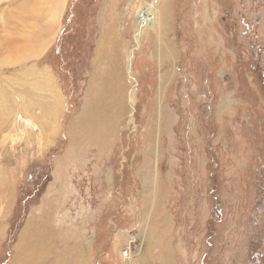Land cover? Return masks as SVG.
<instances>
[{
	"label": "rangeland",
	"instance_id": "obj_1",
	"mask_svg": "<svg viewBox=\"0 0 264 264\" xmlns=\"http://www.w3.org/2000/svg\"><path fill=\"white\" fill-rule=\"evenodd\" d=\"M34 1L0 0V264H264V0Z\"/></svg>",
	"mask_w": 264,
	"mask_h": 264
},
{
	"label": "bare ground",
	"instance_id": "obj_2",
	"mask_svg": "<svg viewBox=\"0 0 264 264\" xmlns=\"http://www.w3.org/2000/svg\"><path fill=\"white\" fill-rule=\"evenodd\" d=\"M34 1V0H33ZM40 2L42 1H46V0H39ZM52 1H54V0H52ZM35 2V1H34ZM41 2V3H42ZM48 2H50V4H52V2L51 1H47V3ZM47 3L45 4L46 6H47ZM65 3H66V1L65 0H55V2H54V4L52 5V6H49L48 5V7H49V14H48V17H49V21H48V23H49V26H50V20L53 22V24H56V23H58V25H59V22L60 21H58V19H60L59 18V16H60V14H61V12H62V10H64L65 9V7H64V5H65ZM33 4V3H32ZM37 4H38V2H37ZM32 6V5H31ZM35 6V5H34ZM40 7H31L28 11H29V13H30V17L28 18V23L27 24H29V26H30V28L28 29V30H26L25 31V33H24V35L23 36H21L22 38H24L26 41H28V42H30L31 44V48L30 49H25V50H18V51H14V52H12V53H10V54H8L7 55V57L5 58V60H3V61H10V62H12V61H17V60H19L20 58H24V57H27V59H29V58H31V57H34L35 59H36V57H38V55H39V53L41 52V50L43 49V48H45L46 47V45L48 44V40H47V38H46V40L45 41H41V44L39 43L38 44V38H37V34L34 32L33 33V31L34 30H36V29H34L33 28V26H34V24L37 22V24H38V21H37V19H36V16L38 17V15H37V13H39V11H40V9H39ZM41 8H42V6H41ZM64 8V9H63ZM48 11V10H47ZM41 12H43V11H41ZM14 13H16V11H14ZM17 14V13H16ZM12 15H14V14H12ZM27 15V14H26ZM24 16V15H23ZM5 17H7V16H5ZM4 17V18H5ZM10 17V16H9ZM26 17V16H25ZM2 18V17H1ZM0 18V19H1ZM43 19H44V17H43ZM2 20V19H1ZM42 20V19H41ZM45 21H47V17H46V20ZM4 22H6V21H4ZM24 22V21H23ZM3 23V22H2ZM9 23V22H8ZM48 23H47V25H48ZM13 24V23H12ZM18 24V23H17ZM37 24L35 25L36 27L35 28H37L38 26H37ZM5 25V24H4ZM41 25V24H40ZM12 26H14V25H12ZM51 27V26H50ZM5 28V27H4ZM6 29V28H5ZM18 29H21V28H18ZM22 30V29H21ZM39 30V29H38ZM41 30V29H40ZM40 32V31H39ZM43 32V31H42ZM6 33H7V29H6V31H5V38L6 39H8L10 42L12 41V39L10 38V35L9 34H7L6 35ZM141 33V29H140V26L139 27H137L136 28V36L138 37L139 36V34ZM11 34V33H10ZM20 35V34H19ZM43 35V34H42ZM39 36H40V34H39ZM49 37V36H48ZM45 38V37H44ZM40 39V38H39ZM42 39V38H41ZM40 41V40H39ZM162 41H163V39H162ZM165 43V42H164ZM49 44H50V42H49ZM167 48H166V52H167V54L171 57V56H173V50H172V48H171V46L170 45H168L167 44V46H166ZM29 48V47H28ZM24 60V59H23ZM26 60V59H25ZM41 73V72H40ZM44 79V81H45V86H43L40 90L41 91H48L49 90V88H50V82H49V80L47 79V76L45 75V74H39L38 75V77H36L35 78V82H34V85L36 86V87H39L40 88V83H41V81ZM118 104V105H117ZM117 104H114V112H120L121 110V105L119 104V103H117ZM57 105V104H56ZM0 106H1V108H5L6 106H7V104H6V100H5V98L3 97V94H1L0 93ZM98 119H97V117H96V115H95V113H93V114H88V113H85V115L82 117V122L84 123H86V124H89L90 126H92L93 124H95V121H97ZM82 126H83V124H82ZM63 180V179H62ZM31 219H33V218H31ZM30 219V220H31ZM31 223H33V221L31 220V222L26 226V229L27 230H31L32 229V226H33V224H31ZM23 237V236H22ZM83 254V253H82ZM77 256V255H76ZM75 256V257H76ZM128 256V255H127ZM23 261H24V264H42V263H38V262H36L35 261V259L34 258H24L23 259ZM78 262V261H77ZM81 262V261H80ZM143 262V261H142ZM75 263H76V261H75ZM81 264H83L82 262H81Z\"/></svg>",
	"mask_w": 264,
	"mask_h": 264
},
{
	"label": "water",
	"instance_id": "obj_3",
	"mask_svg": "<svg viewBox=\"0 0 264 264\" xmlns=\"http://www.w3.org/2000/svg\"><path fill=\"white\" fill-rule=\"evenodd\" d=\"M144 11L140 13V17L143 15ZM142 18V17H141ZM149 24H151V21H149Z\"/></svg>",
	"mask_w": 264,
	"mask_h": 264
}]
</instances>
